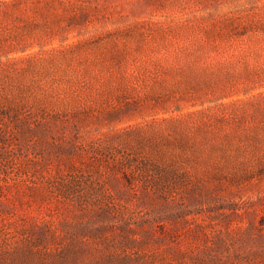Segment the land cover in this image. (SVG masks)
I'll list each match as a JSON object with an SVG mask.
<instances>
[{"label":"rangeland","instance_id":"obj_1","mask_svg":"<svg viewBox=\"0 0 264 264\" xmlns=\"http://www.w3.org/2000/svg\"><path fill=\"white\" fill-rule=\"evenodd\" d=\"M0 264H264V0H0Z\"/></svg>","mask_w":264,"mask_h":264}]
</instances>
